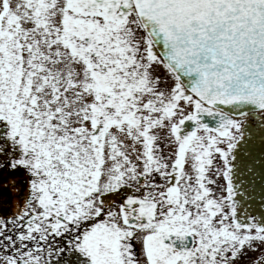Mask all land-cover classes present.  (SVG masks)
I'll return each mask as SVG.
<instances>
[{
	"label": "snow or ice",
	"instance_id": "obj_1",
	"mask_svg": "<svg viewBox=\"0 0 264 264\" xmlns=\"http://www.w3.org/2000/svg\"><path fill=\"white\" fill-rule=\"evenodd\" d=\"M0 264H264V0H0Z\"/></svg>",
	"mask_w": 264,
	"mask_h": 264
}]
</instances>
